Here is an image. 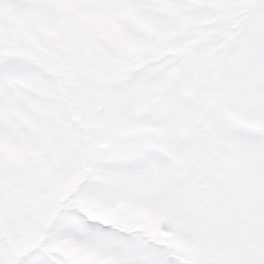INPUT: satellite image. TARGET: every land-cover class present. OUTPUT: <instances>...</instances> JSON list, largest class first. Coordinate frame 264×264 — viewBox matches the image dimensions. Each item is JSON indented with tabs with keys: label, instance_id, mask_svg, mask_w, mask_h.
I'll list each match as a JSON object with an SVG mask.
<instances>
[{
	"label": "snow or ice",
	"instance_id": "obj_1",
	"mask_svg": "<svg viewBox=\"0 0 264 264\" xmlns=\"http://www.w3.org/2000/svg\"><path fill=\"white\" fill-rule=\"evenodd\" d=\"M0 264H264V0H0Z\"/></svg>",
	"mask_w": 264,
	"mask_h": 264
}]
</instances>
